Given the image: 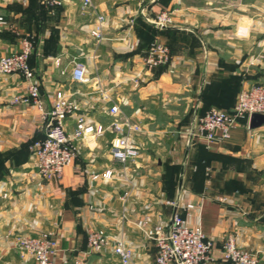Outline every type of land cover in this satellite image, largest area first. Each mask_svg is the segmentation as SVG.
<instances>
[{
    "label": "crops",
    "instance_id": "1",
    "mask_svg": "<svg viewBox=\"0 0 264 264\" xmlns=\"http://www.w3.org/2000/svg\"><path fill=\"white\" fill-rule=\"evenodd\" d=\"M7 24L0 31V58L30 40V65L48 109L58 91L70 96L76 115L109 128L108 108L142 127L132 136L139 157L127 167L114 161V134L74 141L76 158L61 177L45 180L33 167L31 145L44 137L42 110L14 104L29 92L19 73L0 75V264H36L15 247L18 235L52 231L59 242L53 264H73L88 251V232L103 229L112 242L134 250L135 264H153L156 245L142 228L178 211L200 225L213 242L205 264H227L229 235L264 264V125L242 120L227 139L193 141L185 135L198 114L230 109L240 92L264 82V0H0ZM170 23L160 27L159 16ZM104 16L103 36L92 35ZM168 47L167 64L149 68L151 47ZM260 57H263L259 61ZM88 81L71 78L73 62ZM107 96V99L105 98ZM76 116L68 119L72 134ZM220 135V132H218ZM111 171L112 179L102 177ZM129 191L124 202L120 196ZM92 264H118L112 247L88 256Z\"/></svg>",
    "mask_w": 264,
    "mask_h": 264
},
{
    "label": "built area",
    "instance_id": "2",
    "mask_svg": "<svg viewBox=\"0 0 264 264\" xmlns=\"http://www.w3.org/2000/svg\"><path fill=\"white\" fill-rule=\"evenodd\" d=\"M145 3H155L157 0H141ZM65 0H47L53 7H62ZM92 5V0H83V7ZM104 16H97L92 35L99 40L103 36ZM160 27L170 23L166 14L159 16ZM7 20L0 14V31L6 26ZM33 54V45L30 40H24L19 52L5 55L0 58V75L19 73L29 83V92L25 96H16L14 104H33L41 108L40 89L35 81L34 70L30 65ZM170 53L167 46L156 43L148 52L145 63L149 68H156L167 64ZM71 78L78 84L88 81V70L79 60L73 62ZM107 99V96H105ZM42 110L44 121V137L31 145L33 167L38 177L51 180L61 177L66 167L76 158L77 148L74 141L97 139L103 137L108 129L115 138L111 145V155L114 161L124 168L135 162L139 157V150L132 141V136L142 132V127L130 117L122 114L117 104L111 105L107 114L111 117L109 128L94 124L84 116L76 115L78 107L70 96L62 91L55 95L51 106ZM254 113L264 114V82L244 88L238 95L237 102L231 111L212 108L204 114H198L193 123L186 128L185 135L190 142H214L216 139H227L232 130L242 121L249 120ZM76 116L75 129L69 134L66 123L69 118ZM220 132V135L218 134ZM102 177L105 182L112 179L111 171L102 175L96 174L94 179ZM131 194L125 191L120 198L127 202ZM175 208L169 222L159 219L158 223L150 224V217L145 216L142 228L148 238L156 245V258L153 264H205L213 248L212 240L203 231L200 225L189 226L187 216L193 205L187 206V216L178 211V202L169 201ZM88 251L74 261L73 264H92L88 256L91 253H100L112 247L118 264H135L134 250L122 241L112 242V237L103 229H91L88 232ZM14 244L22 257L33 258L36 264H53L59 248V242L52 231L41 232L37 235L22 234L16 236ZM223 259L227 264H261L258 253L241 248L233 235H229L223 246Z\"/></svg>",
    "mask_w": 264,
    "mask_h": 264
},
{
    "label": "water",
    "instance_id": "3",
    "mask_svg": "<svg viewBox=\"0 0 264 264\" xmlns=\"http://www.w3.org/2000/svg\"><path fill=\"white\" fill-rule=\"evenodd\" d=\"M263 125H264V114L254 113L251 115L249 122V126L251 129L259 128Z\"/></svg>",
    "mask_w": 264,
    "mask_h": 264
},
{
    "label": "rangeland",
    "instance_id": "4",
    "mask_svg": "<svg viewBox=\"0 0 264 264\" xmlns=\"http://www.w3.org/2000/svg\"><path fill=\"white\" fill-rule=\"evenodd\" d=\"M262 58H263V57H260L259 61H261V60H262ZM235 238H236V237H235ZM248 251H249V250H248ZM251 252H252V251H251ZM254 253H256V252H254ZM259 256H260V255H259ZM260 259H261V257H260Z\"/></svg>",
    "mask_w": 264,
    "mask_h": 264
},
{
    "label": "trees",
    "instance_id": "5",
    "mask_svg": "<svg viewBox=\"0 0 264 264\" xmlns=\"http://www.w3.org/2000/svg\"><path fill=\"white\" fill-rule=\"evenodd\" d=\"M31 59V58H30ZM234 107V106H233ZM228 111H231L232 110V108H230V109H227Z\"/></svg>",
    "mask_w": 264,
    "mask_h": 264
}]
</instances>
